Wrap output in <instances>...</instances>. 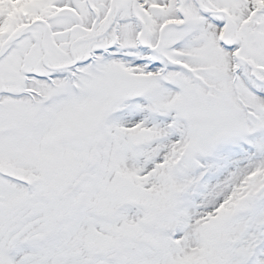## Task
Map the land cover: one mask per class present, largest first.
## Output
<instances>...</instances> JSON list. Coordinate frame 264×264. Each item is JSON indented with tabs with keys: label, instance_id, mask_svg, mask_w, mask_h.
<instances>
[{
	"label": "snow or ice",
	"instance_id": "6c2138e0",
	"mask_svg": "<svg viewBox=\"0 0 264 264\" xmlns=\"http://www.w3.org/2000/svg\"><path fill=\"white\" fill-rule=\"evenodd\" d=\"M0 264H264V0H0Z\"/></svg>",
	"mask_w": 264,
	"mask_h": 264
}]
</instances>
